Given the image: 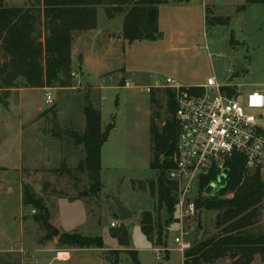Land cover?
Instances as JSON below:
<instances>
[{
  "label": "rangeland",
  "instance_id": "1",
  "mask_svg": "<svg viewBox=\"0 0 264 264\" xmlns=\"http://www.w3.org/2000/svg\"><path fill=\"white\" fill-rule=\"evenodd\" d=\"M6 1L9 8L34 3ZM244 5L246 0H192L161 5L158 39L133 43L122 36L125 15L113 13L108 17L105 8L100 7L99 29L115 33L116 39L114 44L94 50L93 42L87 39L83 43L90 51L91 62L83 74L74 64L73 78L83 88L52 93L47 89L54 102L51 107L46 104L45 92L38 89L10 95L7 105L0 102V264H132L130 250L138 252L142 264H184L186 251L217 234L215 211L203 213L202 229L198 227V215L182 218L177 206L170 220L166 209H160L157 199L151 198L149 189L140 187L157 179L156 172L150 169L152 120L154 128L161 131L170 117L165 91L157 92L158 102L153 105L152 94L146 89L168 78L193 86L204 85L211 77L221 84L241 87L245 93L256 90L258 85L264 89V6L248 5L239 12ZM207 16L212 24L217 19L226 24L207 25ZM99 54L104 60L102 68L94 62ZM239 64L246 70L237 75ZM121 68L125 71H118ZM107 70L115 72L97 77L100 71ZM125 82L129 86H123ZM103 86L110 89L102 91ZM88 101L101 110L105 127L115 124L104 151V189L97 198L82 195L85 183L68 184L33 170L59 168L62 157L68 166L78 165L83 153L72 138L64 135L62 140H55L51 136L55 123L61 127L74 124L82 131ZM39 108L44 111L38 112ZM55 114L57 121H53ZM260 120L264 124V119ZM24 186L44 199L48 221L59 234L52 235L38 210L23 205ZM197 188L195 184L190 200L198 198ZM114 198L136 213L132 219H119ZM144 212H152L155 223L160 220L162 224L160 245L157 234L146 238L141 232ZM112 222L128 231L129 247L120 246L111 236ZM260 229L264 231V210ZM66 233L101 237L104 248L73 254L74 248L61 242ZM176 238H183L189 248L180 251ZM157 249L164 251L161 260L156 258ZM61 253L70 254L68 260L60 259ZM216 264L233 262L226 259ZM252 264H264V256H257Z\"/></svg>",
  "mask_w": 264,
  "mask_h": 264
},
{
  "label": "trees",
  "instance_id": "2",
  "mask_svg": "<svg viewBox=\"0 0 264 264\" xmlns=\"http://www.w3.org/2000/svg\"><path fill=\"white\" fill-rule=\"evenodd\" d=\"M33 1V5L27 8H9L4 0H0V102L5 105L14 89L73 86V41L75 36L97 29L98 8H105L108 17L113 13L124 14L122 36L126 42L133 43L142 39H158L161 5L184 4L192 0ZM248 5L264 6V0H246V5L238 11H244ZM209 24L224 25L226 22L217 19L212 24L207 16V25ZM157 92L151 93L153 105L158 102ZM233 93L229 90L230 95ZM165 94L170 117L161 131L154 128V120L150 129L153 144L150 169L156 172L157 179L142 183L140 187L149 189L151 198L157 199V206L165 208L171 220L177 205L178 186L168 179V172L174 166L165 155L170 145H173V150L176 146L178 126L173 94L171 91H165ZM84 116L86 127L83 132L71 127L64 131V135L72 138L75 146L83 148L85 159L74 169L68 168L63 162L58 169H42L37 172L59 176L68 184L86 182L82 195L97 198L104 189L102 149L115 129V124L112 122L104 127L102 113L91 101L84 108ZM53 121H57L56 114ZM53 136L55 137L54 131ZM226 171V178L220 184L222 188L216 196L206 194V190L219 180L216 171L201 177L198 183V198L195 200L197 212L217 213V234L186 251L183 256L184 264H216L226 259L233 264H252L257 256H264V231H260L264 210L263 174L260 170L248 172L242 155H234L228 162ZM22 201L24 206L35 208L41 213V219L44 216L48 221L49 211L44 199L37 197L29 186H24ZM140 228L146 238L157 234L160 242L157 245L161 244L163 227L160 220L155 223L152 212L142 214ZM111 236L120 246H130V235L126 229H112ZM61 242L78 249L104 248L101 237H88L78 233L63 234ZM128 254L132 264H141L137 251L130 250Z\"/></svg>",
  "mask_w": 264,
  "mask_h": 264
},
{
  "label": "built area",
  "instance_id": "3",
  "mask_svg": "<svg viewBox=\"0 0 264 264\" xmlns=\"http://www.w3.org/2000/svg\"><path fill=\"white\" fill-rule=\"evenodd\" d=\"M125 86L129 84L125 82ZM153 91H171L176 106L178 136L168 179L178 186L176 206L182 218L198 215L196 199L190 200L194 185L198 187L201 177L216 171L219 180L213 184L217 188L234 155L245 158L248 172L260 170L264 177V124L260 122L264 119V89L245 93L241 87L224 85L211 77L202 86H184L168 78L146 89ZM46 104L54 105L48 92ZM118 227L111 223V228ZM175 244L182 252L189 248L183 238H176ZM155 253L161 260L164 251L157 249Z\"/></svg>",
  "mask_w": 264,
  "mask_h": 264
},
{
  "label": "crops",
  "instance_id": "4",
  "mask_svg": "<svg viewBox=\"0 0 264 264\" xmlns=\"http://www.w3.org/2000/svg\"><path fill=\"white\" fill-rule=\"evenodd\" d=\"M5 1V4L8 6V3H7V1L6 0H4ZM33 5V4H32ZM31 6V4L30 5H27V6H25V8H27V7H30ZM159 19H160V10H159ZM116 37V34L115 33H111V31H103V30H101V29H99V25L97 26V29L96 30H93V31H89V32H84V33H81V34H79V35H77V36H75V38H74V41H73V46H72V59H73V65L75 64V66H77V67H79L80 68V70H81V73L83 74L85 71H87V69H88V64H90V58H89V53H90V51L87 49V48H85V46L83 47V43L88 39L90 42H93V46H92V48H93V50L94 49H97V48H99V46H101V47H104L105 45H112V44H114V42H115V38ZM98 51V50H97ZM94 62H97V66H98V68H102V67H104V65L103 64H101V63H104V60H103V58L100 56V54L99 55H97V60L96 61H94ZM77 63V64H76ZM114 71V70H113ZM113 71H100L99 73H98V75H97V77H102V76H105V75H109V74H111V73H113ZM118 71H125L124 69H119ZM115 72V71H114ZM113 81V80H112ZM73 83H74V80H73ZM193 86H202V85H193ZM79 87H81V88H83L82 86H81V82L79 81V82H77V83H74V85L71 87V88H62V87H56V88H51V93L54 91V90H61V89H69V90H77ZM58 88V89H57ZM106 89H110V87H105V86H103L102 88H101V90L103 91V90H106ZM257 89H261V86H257ZM34 90H37V89H29V88H18V89H14L12 92H11V96H13V94H15V93H21V94H25L26 92H30V91H34ZM38 90H42V91H44L45 92V94H46V90L47 89H38ZM92 103V102H91ZM93 104V103H92ZM93 106H94V104H93ZM95 107V106H94ZM96 108V107H95ZM97 109V108H96ZM40 111H44L43 110V108H39V110H38V112H40ZM101 111V110H100ZM102 113V112H101ZM84 118H85V116H84ZM102 123H103V118H102ZM84 128H83V130L81 131V130H78L77 128H76V126L74 125V124H71L70 126H64V127H62L63 128V136H64V131L66 130V129H68V128H71V127H73V128H76L77 129V131H79V132H83L84 130H85V127H86V121H84ZM104 126V125H103ZM105 127V126H104ZM22 132H23V130H22ZM55 134V133H54ZM112 136H113V132L110 134V137H109V139H108V141H107V143L104 145V147H103V149H102V173H103V167H104V151H105V149H106V147L108 146V144H109V142H110V140H111V138H112ZM52 139H55L56 140V138H57V140H62V136H56L55 135V137L53 136V133H52ZM77 147V146H76ZM77 148H80L81 150H82V153H83V158L78 162V165H79V163L82 161V160H84L85 159V152H84V150H83V148L82 147H77ZM65 163V165L68 167V168H70V169H74V168H76V167H70V166H68L67 165V160H66V158H61V164L62 163ZM54 169H58V168H54ZM54 169H52V170H54ZM32 170V169H31ZM35 172H37V171H39V170H41V169H33ZM48 170H51V169H48ZM39 173V172H38ZM47 176H52V177H59V176H53V175H50V174H47ZM60 179H62L61 177H59ZM62 180H64V179H62ZM64 181H66V180H64ZM102 181H103V184H105L104 183V180H103V175H102ZM67 182V181H66ZM86 184V182H83L82 184ZM81 201V200H80ZM92 250H95V249H78V248H74L73 249V251H72V253L73 254H76V253H79V252H83V251H92ZM69 256H70V254H68ZM141 264H142V262H141Z\"/></svg>",
  "mask_w": 264,
  "mask_h": 264
},
{
  "label": "water",
  "instance_id": "5",
  "mask_svg": "<svg viewBox=\"0 0 264 264\" xmlns=\"http://www.w3.org/2000/svg\"><path fill=\"white\" fill-rule=\"evenodd\" d=\"M246 69H245V66L242 65V64H239L238 66V69L236 71V74H240L242 72H244ZM55 135L56 136H63V128L58 124V123H55ZM172 150H173V145H170L169 148H168V151L165 155V158H170L171 157V154H172ZM226 175H227V171H225L223 173V175L221 176L220 178V182H224L225 178H226ZM222 186L219 185L217 188L214 184H212L207 190H206V194H212V196H216L218 194V192L221 190ZM114 202L117 206V211H118V217L121 221H129L130 219L133 218V216L136 214V213H133L131 211H129L124 205L123 203L121 202V200L119 198H114ZM202 219H203V211H200L198 213V227L199 229H202ZM47 226L49 227V229L51 230V233L52 235L56 236L57 234L60 233V231L54 227L49 221L46 222Z\"/></svg>",
  "mask_w": 264,
  "mask_h": 264
},
{
  "label": "bare ground",
  "instance_id": "6",
  "mask_svg": "<svg viewBox=\"0 0 264 264\" xmlns=\"http://www.w3.org/2000/svg\"><path fill=\"white\" fill-rule=\"evenodd\" d=\"M60 256V259L64 260V259H68L69 255L68 254H65V253H61L59 254ZM67 257V258H66ZM65 261V260H64Z\"/></svg>",
  "mask_w": 264,
  "mask_h": 264
}]
</instances>
